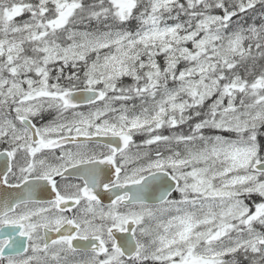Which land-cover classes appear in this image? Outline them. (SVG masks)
I'll return each instance as SVG.
<instances>
[{
	"label": "snow or ice",
	"instance_id": "6c2138e0",
	"mask_svg": "<svg viewBox=\"0 0 264 264\" xmlns=\"http://www.w3.org/2000/svg\"><path fill=\"white\" fill-rule=\"evenodd\" d=\"M0 264H264V0H0Z\"/></svg>",
	"mask_w": 264,
	"mask_h": 264
},
{
	"label": "trees",
	"instance_id": "16d2710c",
	"mask_svg": "<svg viewBox=\"0 0 264 264\" xmlns=\"http://www.w3.org/2000/svg\"><path fill=\"white\" fill-rule=\"evenodd\" d=\"M125 82H126V83H129V82H130V80H128V79L126 78Z\"/></svg>",
	"mask_w": 264,
	"mask_h": 264
},
{
	"label": "flooded vegetation",
	"instance_id": "af4514ba",
	"mask_svg": "<svg viewBox=\"0 0 264 264\" xmlns=\"http://www.w3.org/2000/svg\"><path fill=\"white\" fill-rule=\"evenodd\" d=\"M138 139V138H137ZM174 195H176V194H174ZM105 202H107V201H105Z\"/></svg>",
	"mask_w": 264,
	"mask_h": 264
}]
</instances>
